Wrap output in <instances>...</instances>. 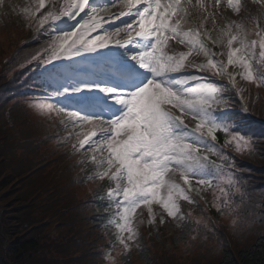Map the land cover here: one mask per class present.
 <instances>
[{"label": "snow or ice", "instance_id": "6c2138e0", "mask_svg": "<svg viewBox=\"0 0 264 264\" xmlns=\"http://www.w3.org/2000/svg\"><path fill=\"white\" fill-rule=\"evenodd\" d=\"M0 7L22 20L32 43L44 41L17 64H34L48 84L29 108L56 127L50 139L92 165L86 180L108 182L100 196L111 210L103 226L116 232L104 260L116 264L117 244L125 261L133 246L141 247L134 214L146 208L147 222L155 224L154 204L161 225L167 217L185 230L195 225L206 236L215 233L192 192L207 204L202 193L211 189V207L231 217L234 230L256 222L244 207L254 189L226 149L256 152L232 109L250 111L240 81L264 88V0H0ZM217 12L225 24L213 40L205 23L211 18L215 25ZM248 24L257 39H249ZM80 61L103 67L69 71ZM181 201L200 217L190 219ZM256 210L264 217V194Z\"/></svg>", "mask_w": 264, "mask_h": 264}, {"label": "trees", "instance_id": "16d2710c", "mask_svg": "<svg viewBox=\"0 0 264 264\" xmlns=\"http://www.w3.org/2000/svg\"><path fill=\"white\" fill-rule=\"evenodd\" d=\"M39 47L23 46L8 64L1 62L0 47V264H102L100 193L83 181L76 156L49 138L56 127L30 117L27 102L40 93L43 81L19 71L17 64ZM248 90L250 111L244 113L237 105L232 112L256 152L233 156L254 189L244 207L249 220L256 222L235 230L217 223L216 232L203 241L209 243L207 251L193 262L201 258L204 264H264V217L256 210L264 194V91ZM188 231H179L178 237L185 239ZM163 245L160 253L153 252L156 264H186L172 249L174 244L165 240ZM139 256L144 264H152L144 250ZM128 259L120 256L116 264H132Z\"/></svg>", "mask_w": 264, "mask_h": 264}, {"label": "rangeland", "instance_id": "374dc122", "mask_svg": "<svg viewBox=\"0 0 264 264\" xmlns=\"http://www.w3.org/2000/svg\"><path fill=\"white\" fill-rule=\"evenodd\" d=\"M27 2H28V0H5V5H23ZM220 21H221L220 19L215 21V25H213L211 19L209 21L210 26L214 28V30L212 32L214 36L216 35V33L218 31ZM185 25L188 26L189 28L191 27L188 23H185ZM248 28L251 30V33H252L254 28H250V27H248ZM11 29H16L17 35H19L21 32L25 33L26 31L24 29H28V28L25 27V25L23 24L21 19L17 18L15 13L11 12L10 8L7 9V11H6L5 8L0 7V35H1V39H3L5 34L8 31H10ZM251 33H250V35H251ZM213 38L216 39L217 37H213ZM249 39H250V37H249ZM208 44L210 47H212V50L215 51V49L213 48L214 45H212L210 40H209ZM221 50L222 49H220V51ZM178 51H180V49H178ZM191 58H195V57H191ZM263 89L264 88H262V90ZM28 107H29V105H28ZM29 110H30L29 113H30L31 119L42 120L40 117L36 116L30 108H29ZM102 181H104V180H102ZM102 185L103 184L98 183V188H100ZM202 194L205 195V197L208 201L207 204H205V202L203 200H200V197L195 192L191 193V195L195 198V200L200 205V207L202 209H204V212L206 213L205 219H209L212 222L213 221L212 219L216 215V223H218V219H219L220 222H224V223L231 225V219H232L231 217L226 216V215H219V214H217L216 210L211 207V204L213 201L212 190L209 189ZM181 207H182V210L185 214H187L188 212L193 213V217L190 219L200 217V212L198 210H196L195 206L189 205L185 201H181ZM110 211L111 210L109 209V212ZM153 211L156 214V223L155 224H149L147 222L148 221V214H147L146 208L138 209L137 213L134 214V221L136 223V227H137V230L139 232L141 247L136 248L135 246H133L131 248L130 252L127 254V256H129L128 260H131L132 264H144L145 262L141 258H139V254L142 253L144 249H146V256L148 258H151L150 262L152 264H156V262H155L156 257H155V253H153V252H155L157 249L158 253H160L161 250L164 249L163 241L167 240L171 244H174L172 249L174 251L179 252V254L181 255V259L183 260L184 263H186V264H199V263L204 264L205 260H203L201 258H200V261L193 262L194 259L199 258L200 255H203L207 251L206 247H208L209 243L206 242L205 245L202 244V242L207 239V236L205 235V233H203L204 230L203 229L197 230L195 228V225H193L192 228L189 229V231H188L191 233L187 237H185V239L179 238L178 232L182 231L183 228L177 227L176 226L177 222L175 220H173L171 218H167V217H166V222L164 224H162V225L159 224V215H160L162 210L159 208L158 205L154 204L153 205ZM100 232H103V235L106 238H107V236H109L111 240H115L114 234L116 232V229L114 226L104 227V229L100 230ZM193 237H196V238L193 239ZM110 239L106 240L104 243V246L106 248L105 252L108 251L109 248H111V245L109 243ZM178 240H184L183 242L182 241L181 242L185 243V245L184 246L179 245ZM189 241H192L191 246L187 245V244H189ZM145 246H149V249L144 248ZM120 252H121V246H119L118 244L115 248L111 249L112 256L115 257V262L120 257V255H119ZM100 259L102 261V264H109V262L104 260L102 256L100 257Z\"/></svg>", "mask_w": 264, "mask_h": 264}]
</instances>
